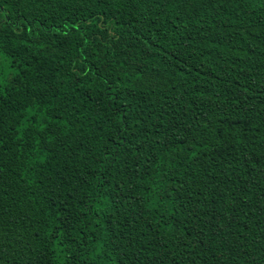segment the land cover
Masks as SVG:
<instances>
[{
	"label": "trees",
	"instance_id": "obj_1",
	"mask_svg": "<svg viewBox=\"0 0 264 264\" xmlns=\"http://www.w3.org/2000/svg\"><path fill=\"white\" fill-rule=\"evenodd\" d=\"M0 264H264V0H0Z\"/></svg>",
	"mask_w": 264,
	"mask_h": 264
}]
</instances>
